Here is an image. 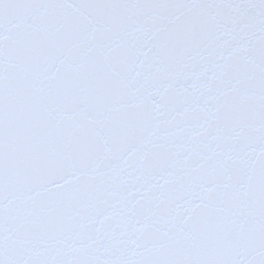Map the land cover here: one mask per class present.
Listing matches in <instances>:
<instances>
[{
    "label": "snow or ice",
    "instance_id": "snow-or-ice-1",
    "mask_svg": "<svg viewBox=\"0 0 264 264\" xmlns=\"http://www.w3.org/2000/svg\"><path fill=\"white\" fill-rule=\"evenodd\" d=\"M0 264H264V0H0Z\"/></svg>",
    "mask_w": 264,
    "mask_h": 264
}]
</instances>
